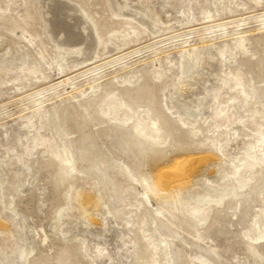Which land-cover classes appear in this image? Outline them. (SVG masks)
<instances>
[{"label": "rangeland", "instance_id": "374dc122", "mask_svg": "<svg viewBox=\"0 0 264 264\" xmlns=\"http://www.w3.org/2000/svg\"><path fill=\"white\" fill-rule=\"evenodd\" d=\"M89 1L0 0V264H182L177 250L209 264L196 226L224 251L264 246V0ZM48 88L40 106L22 98ZM158 104L198 137L163 134ZM72 119L104 155H75L91 175L63 155ZM120 134L136 181L117 171ZM157 211L179 242L163 245ZM212 264L243 263L232 249Z\"/></svg>", "mask_w": 264, "mask_h": 264}, {"label": "bare ground", "instance_id": "6f19581e", "mask_svg": "<svg viewBox=\"0 0 264 264\" xmlns=\"http://www.w3.org/2000/svg\"><path fill=\"white\" fill-rule=\"evenodd\" d=\"M86 2L88 3L90 1L89 0H86ZM225 25H224V27H225ZM22 27H23V31L26 32L27 31L26 26L25 25H22ZM221 31H223V30H221ZM252 32H254V31H252ZM217 34H219V33H217ZM245 36H247V35L245 34ZM240 39L241 40L237 43V45L241 49L242 44H244L243 43V39H245V38H243V36H241ZM206 43L207 42H205L204 45H206ZM244 50H247V49L244 48ZM185 51H186V49H183V52H185ZM95 88L96 89L98 88V84H96ZM48 90H49V88L47 90H45V91H44V89L34 90L32 92H29V93L23 95L22 98H23L24 101L32 100V102L35 103V105L40 106L41 103L43 102V99L45 98V93ZM111 94L113 95V98L119 99L118 94L116 93V90L115 91H112ZM24 98H26V99H24ZM156 110L159 111V113H161L162 116H161V114L159 115V121H156L157 123H155V126H157V128L163 134H166L167 132H170L172 134V136L175 134V138L177 140L181 141V140L184 139L185 143L186 142H189L193 138H197L198 137V135L195 134V133L184 132V131L180 130L179 129V124L176 123V120L175 119L172 120L171 117L168 116V114L165 112V110L159 104L157 105ZM78 111H79V114L84 119H86L87 121H90L91 124L96 129H98V131H100L99 129H101L102 127L103 128L106 127L107 123H105L102 119H100L99 116H97L95 114L94 115L92 114V105H91V102L90 101H88V103L85 104V105H80L79 104ZM71 123H72V125H71V127H72V133L69 134V135H70V137L77 136V138H76L74 144L72 143V141L69 142V140L63 142V144H62V149H63V152H64L63 155L67 156V158H68L67 165L71 167V169H70L71 171L81 170L83 172H86L88 175H91L92 174L91 171L85 170L83 168H78V167H75L73 165L74 164V157H75V155L76 154H81V158L83 157L84 160H89L90 159L92 161L94 160V157L97 158L99 156H104V155L102 153H99V152H97V151L94 150V149H96L95 148V145L96 144H95V141H94L95 139L94 138H91L88 134L85 133V131L83 130L84 128L82 126V123H78L74 119H72ZM120 135L123 137L122 138V140H123L122 144L123 143L124 144L121 145V148L122 149H120V152H119V156H120L121 160H118L119 161L118 162L119 164L116 165L117 171H118V173L120 175H122L124 177H128L131 181H136L135 180L136 179V176H134V174L131 172L130 168L128 167L127 162L124 160V158H126L125 144L128 143L127 140L129 138L128 136H130V134H127L128 136H126V134H120ZM216 139L219 140L217 142H222L223 141L221 135H219V134L216 136ZM261 142H263V139H261ZM130 145L132 147L133 152H135L137 156L138 155H141L142 156L145 153L143 151H140L142 149L141 146L140 145L138 146L137 142L134 141L133 139H131ZM263 149H264V143L261 146V150H263ZM250 150L253 153V150L254 149L252 147H250ZM252 155H250L248 157H245L244 160L245 159L247 160ZM234 159H236V160L238 159L239 160L240 157L237 156ZM194 161H193V163H190L187 160L180 162L177 165V169H176L177 171L176 172L179 175L181 174V176H184L186 173H188L190 170H192L194 168ZM64 162H66V161H64ZM115 162H116V159H115L114 163ZM250 162L251 163H254L253 160H251ZM186 164H187V166H189V165L191 166V168L189 170H186V167H187ZM184 165L186 167H184ZM187 168H189V167H187ZM98 170L99 171L101 170V172H103V173L106 172V169L105 168H101V169L99 168ZM166 175L167 174H165L160 179L164 181L165 177H167ZM186 176H187V174H186ZM168 177H169V175H168ZM174 178L177 179L176 177H174ZM161 180H160V183H161ZM170 180L173 181V179H170ZM141 182L142 183H146L147 182V179H145L144 177H142L141 178ZM169 183H167L168 186H169ZM164 184L166 185V182L163 183V184H160L161 185V189L164 188L163 191L170 192V189L167 188L168 186L163 187ZM145 188H146L145 190H149L150 187H149V185H146ZM79 189H81V188H79ZM153 189H154V192L161 190L158 186H154ZM91 194L93 195V193H91ZM65 195H66V191H64V196ZM89 197H90V195H89ZM90 198L92 199V197H90ZM158 212L159 211L154 212V213L157 216V218H161V219L164 220V222L167 224V227L166 228L169 230V234H171L170 235L171 238H169L168 241H166V240L163 241V245L169 247L171 245V243H174V241L175 242L176 241L179 242V239L183 235L184 228H183V226H182L181 223L178 224V223H176V222L173 221L175 219V216L174 215L171 214V215L165 216V214L162 215V213H158ZM198 225L201 226V224H198ZM1 226L4 227L5 224L2 223ZM196 227H197L196 230H191L190 232H188L189 237L192 238V240H194V242H196L197 244L198 243H200V244L202 243L204 245L205 244H208V254H207V256H205L204 254H206V253H204V254H202V256L200 258H197V260L199 262H201V263L202 262H206V263L208 262L209 264H212L213 263V260H215V261L216 260H221L222 259V254H226V253H228L229 250H232L233 249V254L235 255V259H239V261H242L243 264H264V246L249 245V246H244V248H242L240 250L239 249V246L240 245L235 244V245L238 246V249L237 248L236 249L231 248V245H229V247L227 248V250L224 251L223 250V247H224L223 244L221 246H219V247H216V246H212L211 245V241H213L212 240L213 237L211 236L212 233L210 231H209V233H204V232H202L201 228H199L198 226H196ZM213 234H214V232H213ZM235 245H234V247H237ZM185 246H186V244H185ZM187 248H189V247H187ZM220 249H222V250H220ZM175 254L178 257V259L181 260L182 264H195L193 262L191 256L186 251L179 252L177 250ZM168 263L170 264L171 262L168 261ZM157 264H160V263H157Z\"/></svg>", "mask_w": 264, "mask_h": 264}]
</instances>
